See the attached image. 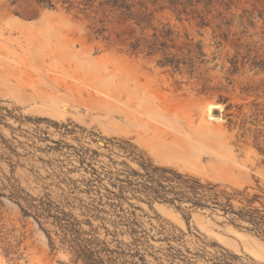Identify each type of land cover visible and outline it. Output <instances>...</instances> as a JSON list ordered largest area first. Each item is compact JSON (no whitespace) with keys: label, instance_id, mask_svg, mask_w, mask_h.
<instances>
[{"label":"rangeland","instance_id":"rangeland-1","mask_svg":"<svg viewBox=\"0 0 264 264\" xmlns=\"http://www.w3.org/2000/svg\"><path fill=\"white\" fill-rule=\"evenodd\" d=\"M52 2L49 8L34 0H0V187L14 179L34 196L59 199L69 180L83 188L84 179H97L108 164L142 172L135 159L142 157L228 192L243 191L234 206L255 194L253 205H264V155L254 145L251 124L254 109L264 105V64L253 67L252 55L235 50L238 36L213 37L211 26L201 29L163 5L150 7L154 21L180 34L172 49L202 43L210 61L197 73L211 79L203 81L130 52L138 30L125 18H107L102 38L93 33L92 17ZM229 2L236 15L254 13L249 33L264 28L258 16L264 0ZM233 56L238 70L228 75ZM129 197L130 210L152 236L149 243L161 250L157 255L165 257L171 247L185 264H264V238L246 230L245 222L233 224L218 209L182 203L177 210ZM8 245L16 253L7 258ZM67 262L65 253L49 250L32 218L0 196V264Z\"/></svg>","mask_w":264,"mask_h":264},{"label":"trees","instance_id":"trees-1","mask_svg":"<svg viewBox=\"0 0 264 264\" xmlns=\"http://www.w3.org/2000/svg\"><path fill=\"white\" fill-rule=\"evenodd\" d=\"M34 1L45 7H54L52 0ZM57 1L66 10L76 9L92 17L96 23L92 27L93 33L102 38H107L104 24L107 18L117 16L130 21L137 27L138 33L128 43V50L152 59L156 66L172 73L185 72L189 77L211 81L197 73L199 66L210 60L205 59L200 41L194 44V50L172 49L173 44L180 39V34L169 23L154 21L151 6L163 5L177 20L182 17L192 19L201 29L211 26L212 33L216 32L219 37L225 35L233 39L238 36L235 50H244L248 57L252 55L253 67L262 69L264 64V28L249 33L248 28H254V13L245 11L244 14L236 15L231 10L229 0ZM258 16L264 22L263 13L259 12ZM233 26L238 27L239 31H232ZM184 36L186 40H192L187 34ZM216 44L220 45V41ZM216 58L213 55L211 61ZM215 66L209 67L207 71L213 70ZM237 70V56H233L225 72L233 75ZM221 89L216 88L218 92ZM218 101L225 103L227 98L219 94ZM230 107L231 104H227L225 109ZM251 115V124L255 126L252 131L253 142L264 155V105L256 107ZM135 159L142 172L134 169L113 170L108 164L106 169L96 173L97 179H84L83 188L75 180H69L66 183L68 189L63 191L59 199H52L48 194L34 196L14 179H7L1 185L0 196L15 203L24 217L32 218L44 234L49 250L65 253L69 264H185L171 247L165 257L157 255L161 250L149 243L152 236L130 210V194L138 199L144 197L149 204L155 201L166 203L177 210L181 209L182 203L211 211L218 209L222 215L228 216L229 222H245L250 225L244 227L246 230L264 238V205H253L259 195L247 198L246 204H243L244 198L239 199L242 205L234 206L233 201L243 195V191L228 192L217 183L202 182L172 168L153 165L142 157ZM9 246L4 248L7 258L11 253H16Z\"/></svg>","mask_w":264,"mask_h":264},{"label":"bare ground","instance_id":"bare-ground-1","mask_svg":"<svg viewBox=\"0 0 264 264\" xmlns=\"http://www.w3.org/2000/svg\"><path fill=\"white\" fill-rule=\"evenodd\" d=\"M65 106V105H64ZM64 108V107H63ZM213 108H215V109H218V105H214V106H210L209 107V109H208V111H209V114H208V117L210 118V119H215L214 117H212V115H211V112H212V109ZM218 111V110H217Z\"/></svg>","mask_w":264,"mask_h":264},{"label":"water","instance_id":"water-1","mask_svg":"<svg viewBox=\"0 0 264 264\" xmlns=\"http://www.w3.org/2000/svg\"><path fill=\"white\" fill-rule=\"evenodd\" d=\"M214 113H218V111L217 110H214Z\"/></svg>","mask_w":264,"mask_h":264}]
</instances>
